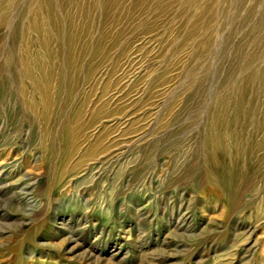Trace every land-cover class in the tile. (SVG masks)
Here are the masks:
<instances>
[{
	"label": "rangeland",
	"instance_id": "374dc122",
	"mask_svg": "<svg viewBox=\"0 0 264 264\" xmlns=\"http://www.w3.org/2000/svg\"><path fill=\"white\" fill-rule=\"evenodd\" d=\"M0 264H264V0H0Z\"/></svg>",
	"mask_w": 264,
	"mask_h": 264
},
{
	"label": "bare ground",
	"instance_id": "6f19581e",
	"mask_svg": "<svg viewBox=\"0 0 264 264\" xmlns=\"http://www.w3.org/2000/svg\"><path fill=\"white\" fill-rule=\"evenodd\" d=\"M99 170V169H98ZM94 178V177H93Z\"/></svg>",
	"mask_w": 264,
	"mask_h": 264
}]
</instances>
